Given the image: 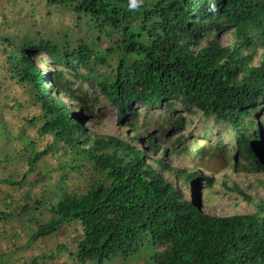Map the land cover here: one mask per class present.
<instances>
[{"label":"trees","instance_id":"1","mask_svg":"<svg viewBox=\"0 0 264 264\" xmlns=\"http://www.w3.org/2000/svg\"><path fill=\"white\" fill-rule=\"evenodd\" d=\"M47 1L50 7L67 8L75 21H92L88 27L98 33L63 44L17 38L7 35L10 25L2 17L0 64L9 77L0 79V109L5 113L2 122L18 134L0 152L25 162L17 169L24 178L6 180L35 187L37 192L26 195L23 203L36 209L45 205L41 220L47 212L52 215L34 237L75 221L82 232L74 242L79 263L125 257L146 236L158 247L146 264H264V204H256L255 196L237 185L232 191L254 208L252 213L218 216L204 211L198 192L185 199L149 161L184 185H210L212 180L148 158L139 142L88 134L83 119L91 113L93 98L82 88L88 84L102 95L118 112L119 125L135 135L140 113L135 105L147 112L163 106L170 114L180 104L187 113L221 126L225 138L233 141L236 161H244L235 163L240 171H264V0ZM103 30L110 43L102 53L98 43ZM224 32L233 42L221 46L214 37ZM258 50L262 57L255 65ZM36 60L42 61L43 70ZM72 82H79L76 89ZM16 84L28 91L29 103L12 95ZM63 99L79 107L72 110ZM126 116L129 121L123 120ZM176 118L170 129L182 124L183 118ZM210 136L212 132L204 139ZM216 139L214 150L221 152L224 139ZM181 140L176 138V145ZM145 146L158 149L153 138ZM180 151L189 154L192 149ZM194 153L205 156L201 148ZM48 157L59 171L66 170L64 176L49 162L47 172H41ZM42 184L45 192L55 190L56 200L49 207L38 190ZM21 198L14 210L20 206L24 213L27 205L20 204Z\"/></svg>","mask_w":264,"mask_h":264},{"label":"rangeland","instance_id":"2","mask_svg":"<svg viewBox=\"0 0 264 264\" xmlns=\"http://www.w3.org/2000/svg\"><path fill=\"white\" fill-rule=\"evenodd\" d=\"M3 7L7 11L0 10V24L1 21H4L2 17L7 18L6 26L10 25L6 29L7 35L11 37L45 38L63 44L71 41L75 43L79 39L85 41L86 37L90 35L94 37L98 33L88 27L93 26L92 21L88 20L85 23L83 18L75 21L72 13L67 8L50 7L47 0H0V9ZM9 20L13 22L11 23ZM77 24L78 27L76 28ZM214 39L221 46L233 42V38L228 32L217 35ZM109 43V36L103 30L100 43H98L99 51L103 53ZM7 50L9 49L7 48ZM261 52V50H258L257 55L254 57L255 65L262 57ZM40 56L38 58H41ZM34 63L40 70L44 69L42 61L36 60ZM107 69L102 68L101 70L104 72ZM5 75L9 77L0 64V79H4L6 82ZM78 85L79 82H72L71 88L76 89ZM82 86L86 90L85 94L93 98L91 113L90 115L86 114L83 119L88 134L92 136L114 135L135 145L139 142L138 148L145 150L148 158L156 160V162L160 161L171 168L186 170L188 173L195 172L199 176L208 177L212 180L210 185L205 181L198 182L197 186L184 185L179 183L172 173L160 170L155 161H149L153 168L161 172L167 180L181 190L185 199L191 198L195 192H198L199 198L203 202L204 211L218 216L252 213L254 208L232 191L234 186L237 185L242 191L255 196L256 204H264V171L248 174L240 171L239 167H235L236 162L243 163L244 161L240 157L236 161L234 149L231 148L233 141L229 136L225 138L221 126L211 119H204L199 115L194 116L187 113L180 104H176L170 114H167L163 106L150 109L147 112L140 105H135L134 108L140 112L138 115L139 133L135 135L128 127L119 125L118 112L107 103L102 95L92 91L88 84ZM11 90L12 95L16 96L21 102L29 103L28 91L24 87L16 84L11 87ZM77 94L79 95L80 91ZM1 100L0 98V102ZM63 101L70 105L72 110H77L79 107L76 101L70 99H63ZM9 114L6 113V115L11 116V113ZM4 115L5 113L0 109V146L12 143L13 137L18 134H15L16 130L11 129L10 126L6 127L5 123L2 122ZM128 116L124 117L123 120L129 121ZM179 116L183 118L182 124L178 125V128L170 129L171 126L177 124L176 117ZM141 124L144 125L139 126ZM210 132H212V136L204 139V136ZM22 135L24 136L23 133ZM217 136H222L224 139L221 143L225 148L221 152L214 150L216 145L219 144V140H215ZM178 137L182 138L180 145L175 143ZM151 138L154 139V146L158 148L157 150L145 146V143ZM185 146L192 149V152L189 154L181 153V148ZM200 148L205 152L203 157L194 153ZM165 149H168V151H162ZM14 154H16V151H14ZM48 162L51 167H54L57 163L53 157H48L46 166H41L43 174L47 172ZM24 165V160L16 161L14 155L0 152V242L8 247L6 251L0 249V264H98V261L79 263L75 260L76 244L74 242L79 237L81 238L82 234L78 222L62 223L56 227V231L53 233L40 236L39 239L34 237L36 228L46 223L47 220L50 222L52 215L47 212L46 215L41 216L43 219L41 220L39 213L45 205L36 209L34 206L30 208V202L23 203L26 200V195L37 192L34 186L24 181L16 185L7 182L16 181L18 177L20 179L24 178L23 174H20L17 170L20 167L23 168ZM55 166L57 167L55 172L58 174L61 172L63 176L66 174L65 169L59 171L60 166L58 167V164ZM38 170L39 168L35 167L34 173ZM61 181H65L64 177ZM71 182H73V179ZM54 189L51 188L50 190ZM38 190L42 193L43 202L48 201V207L56 200L55 190L54 192H48V190L45 192L46 187L44 184ZM20 198V204L27 205V212L20 213V206L17 208L18 211L14 210L15 203ZM28 219H30L31 225L28 224ZM141 242L135 247L136 251L134 253L125 257L114 256L109 260L102 261L100 264H146L149 257L155 252V248L158 247L146 236L142 237ZM59 246H62V248L58 249Z\"/></svg>","mask_w":264,"mask_h":264},{"label":"crops","instance_id":"3","mask_svg":"<svg viewBox=\"0 0 264 264\" xmlns=\"http://www.w3.org/2000/svg\"><path fill=\"white\" fill-rule=\"evenodd\" d=\"M0 249H2L3 251H6V250H8V247L0 242ZM18 264H20V263H18Z\"/></svg>","mask_w":264,"mask_h":264},{"label":"clouds","instance_id":"4","mask_svg":"<svg viewBox=\"0 0 264 264\" xmlns=\"http://www.w3.org/2000/svg\"><path fill=\"white\" fill-rule=\"evenodd\" d=\"M180 190V189H179ZM181 191V190H180ZM200 202L202 203V205H203V202H202V200L200 199Z\"/></svg>","mask_w":264,"mask_h":264}]
</instances>
